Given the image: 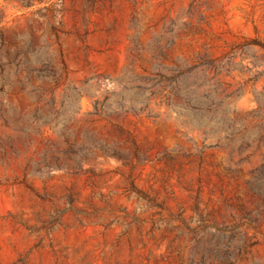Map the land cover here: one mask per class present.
Returning <instances> with one entry per match:
<instances>
[{
  "label": "rangeland",
  "instance_id": "1",
  "mask_svg": "<svg viewBox=\"0 0 264 264\" xmlns=\"http://www.w3.org/2000/svg\"><path fill=\"white\" fill-rule=\"evenodd\" d=\"M0 264H264V0H0Z\"/></svg>",
  "mask_w": 264,
  "mask_h": 264
},
{
  "label": "trees",
  "instance_id": "2",
  "mask_svg": "<svg viewBox=\"0 0 264 264\" xmlns=\"http://www.w3.org/2000/svg\"><path fill=\"white\" fill-rule=\"evenodd\" d=\"M257 102H258L257 108L254 109L251 112L259 113L260 111H262V108H263L262 100L258 99V97H257ZM99 112H100V109L98 107V104L95 103V105H94V112L93 113H99ZM248 113H250V112H248ZM221 121H222V123H225L226 122V121H223V119H221ZM227 121L230 122L231 125H233L232 128H235L234 126L237 124V122L234 119H231V117H229V119ZM11 140L10 139H5V140L4 139H1V148L3 146H8V147L12 148ZM3 154L6 155L5 152Z\"/></svg>",
  "mask_w": 264,
  "mask_h": 264
}]
</instances>
